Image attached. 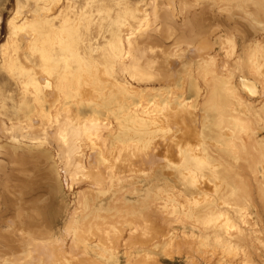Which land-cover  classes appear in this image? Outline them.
Returning a JSON list of instances; mask_svg holds the SVG:
<instances>
[{"label":"bare ground","instance_id":"bare-ground-1","mask_svg":"<svg viewBox=\"0 0 264 264\" xmlns=\"http://www.w3.org/2000/svg\"><path fill=\"white\" fill-rule=\"evenodd\" d=\"M14 1L0 45V264H69L74 255L79 257L74 249L90 264H99L98 256L104 255L78 246L75 237L63 245L43 215L37 217L35 208L42 209L44 194L55 193L60 174L70 178V186L82 177L77 193L83 210L72 216L74 223L80 219L90 224L111 209L119 216L124 209L137 217L144 210L157 212L168 224L171 214L198 210L192 225L216 230V243L218 230L223 231L222 244L236 248L234 252L241 248L247 256L243 264H255L247 247L250 242L258 250L260 240L235 219L247 223L244 211L254 209L252 190L264 209V168H259L264 138H257L245 112L239 115L222 98L224 92L237 97L244 111H258L232 86L238 66H230L228 58L216 68L212 49L213 38L220 42V28L229 34L223 43L234 54L235 31L220 20L223 11H228V21H235L232 6L248 1L261 6L264 0H218L224 5L216 14L193 11L179 22L174 18L177 7L164 8L160 0L156 13L169 20L164 29L170 35L178 32L175 40L179 34L205 35L200 49L185 56L153 33V0H135L124 10L118 0ZM185 9L180 3L177 11L183 14ZM259 11L254 7L247 23L238 16L241 26L253 30L251 35L241 32L247 36L246 54L253 58L249 67L258 81L264 76L258 55L264 54V13ZM125 23L133 29L127 37L121 30ZM192 58L197 66L189 73L196 75L195 82L179 74L182 62ZM125 76L133 84L118 80ZM151 82L159 86L146 87ZM187 91L200 98L198 104L187 101ZM251 93L263 97L257 89ZM134 165L147 174L144 185L131 175ZM168 225L164 236L169 241L180 233L195 238L193 231ZM209 236L200 233L196 238L206 242Z\"/></svg>","mask_w":264,"mask_h":264},{"label":"rangeland","instance_id":"rangeland-1","mask_svg":"<svg viewBox=\"0 0 264 264\" xmlns=\"http://www.w3.org/2000/svg\"><path fill=\"white\" fill-rule=\"evenodd\" d=\"M159 1L160 0H153V4L149 5L154 8V11H152L153 13L150 14L149 19L152 27H154L152 30L155 29L153 33L158 36V39L160 40L161 38V42H163L165 45H169V47H172V50H175L174 53L179 52L183 56H185L187 53L193 52L195 49H200V46L202 45V41L204 39L203 37L205 35L197 36L192 34L191 32V34H183L184 36L179 34L181 38L180 36H178L179 40H175V37L177 38L178 32L170 35L169 32L164 29L166 27L167 21L169 20L165 22L164 19H161V16L157 15V9H155V6ZM118 3L121 4L122 10H124L131 4H134L135 0H118ZM163 3L164 6L166 5V7L163 6L164 8H167V6L169 7L171 5L174 8H178L180 3L186 4V9L183 14L180 13L181 15L178 13L177 8L173 9L175 12L174 18H177V22L180 21L181 17L184 18L185 16L191 15L193 11L197 13L200 12L202 14L211 11L213 12V14H216L219 11L218 6L222 7L224 5L222 4L224 3V1L218 0H164ZM80 4L81 2L77 5L79 6ZM232 7H234L233 12L235 14L234 19L236 23L235 21H228V19L226 18V14L228 11L222 12L220 20L223 19L222 22H224V26H226L227 23L232 24V28L234 29L233 31H235L232 33V37H234V54H232L230 50L226 48V44L223 43L227 38L226 34L228 33H225V31L221 30L220 28L217 33V35L220 36V42L213 38L214 45L212 53H215L218 59L216 68L220 69V66L226 61V59L228 60V58L230 59V66H238V69L234 71L232 86L235 87L234 90H237L240 93L245 102L253 106L254 111H258L253 113L252 111H249L250 109L247 108V111H244V108L238 104L236 100L237 97L230 98V96H228V94L224 92H221V95L222 98H224L228 103H232L233 107L239 112V115H242V112L246 113L248 122L250 121L254 124V131L256 132L257 138L262 139L264 138V76L262 80L258 81L254 79V74H251L249 66L253 58L249 59L247 57L245 47L248 45V40L243 41V37L247 38V36H244L242 34L241 29L244 33H249V35L253 34V30H249L244 23L241 26L239 24L240 20L238 19V16L245 17L247 20L245 21V23H247L249 22V19H251L249 15H252V9L255 7L257 9H261V11L259 12L264 13V5H254L253 2L248 1L245 3H238ZM14 8V0H0V45H3V43L5 42L6 22L8 19H10ZM225 8L226 10H230V7L228 5H225ZM206 18L208 17L206 16ZM214 18H216V15L214 16ZM147 24L148 22H146L145 26H147ZM196 25L201 24L196 23ZM126 29L127 25L125 23L121 27L124 37H127L133 33V29L128 28L129 30L127 29V31ZM156 30H160L162 32H156ZM172 39H174L175 42H172ZM258 55L262 58V60L261 58L259 59L263 62L259 70L261 71L260 73H264V54L263 52H258ZM237 60H239V62L241 63L240 66L234 64L237 63ZM196 66L197 62L194 58H192V61L190 63H187V61H183L179 73L181 79H187L189 76L188 80H193V82H195V79L193 77H196V75L193 76L192 74L196 70ZM190 70L192 74L189 73ZM221 73L225 74V76L227 74L224 70H221ZM0 75H2V68H0ZM238 79L239 81H237ZM118 80L126 84L132 83L130 78L127 76L121 78L118 77ZM225 81L228 82V80ZM195 84L193 85L194 87ZM158 86L159 85L154 82L146 85V87L149 88H156ZM160 87L163 86L161 85ZM252 88L257 89V91L261 92L263 94V97H260V93L252 94ZM187 95H189L187 101L190 102V104H198L200 100L199 97L195 98L194 95L188 94V91L185 93L186 97ZM226 109L229 110L228 108ZM255 114H258L257 118H255ZM230 116L231 115L229 114L228 120L230 122H233V119ZM226 122L227 121L225 119V123ZM113 124L115 125L114 121ZM256 129L258 130L256 131ZM217 144H220V142H218ZM137 152L140 153L139 150L136 151V153ZM133 160L137 159L134 158ZM214 163V160H209V164ZM262 166L264 168V164L259 163V168H262ZM220 167L223 166L220 165ZM133 169L134 171L131 175L136 177L137 181L140 182L141 185H144V181L142 178L146 177L147 174L142 173L141 168H138V166L136 167V165L133 166ZM70 182L71 180L69 177L63 179L60 174V176L58 177L57 189L55 193L52 192L44 194V197L41 198L43 201H40L43 202L42 209L35 208L40 211L37 217L39 218L41 215H43L42 219L45 220L44 224L49 225V228L54 234V237L58 238L59 242L63 241V245H65L67 242H70V238L75 237L77 239L78 246H87L90 251L91 248H93L95 253L104 255L98 256L97 259L99 264H243L245 263V260H247V256L242 254L241 248H238V251L234 252V250H237L236 248L234 249L233 247L229 246L228 248L225 243L222 244L223 241L225 242V239L223 237H226V234H224L223 231L218 230L221 237L217 232V240L219 239L218 241H220V238H222V241H220V243L217 241L216 243V239H214L216 236V230L214 231L215 233L213 232L212 228H208L207 231V229L201 228V224H197L195 222L194 224L196 226L194 224L192 225L193 221L191 219L198 210L189 212L186 210H182V214H180V216L171 214L170 217H172L173 219L168 216V220H171V222L169 221L168 224L173 225L175 228H177L178 231L182 230L183 228L188 233L190 231H193L195 235V238H186L182 233H180L171 241H169L167 237L164 236L165 229L169 228V225L166 223V219L161 217L160 214H155L157 212L154 213L149 211L148 213L147 210H144L142 214L137 217L135 216V214H132L129 211L125 213L124 209L120 210V214L118 216L117 214H115L114 209H111L108 213L101 214V219H92L90 221V224H88V222L81 221L80 219L77 223H74L72 221V216L75 217L77 214L81 216L83 210V198L81 197V194L77 193L79 186L82 184V177L78 175L74 180H72V186H70ZM252 194V198L254 200V209L249 207L248 210L244 211L247 223L243 225L241 221L236 217L235 222L238 224V226H241V229H247L249 231L251 227V233L253 234V236H256V238L258 237V240H260V244L258 243V245L256 246V248L259 246V249L257 248L258 250L256 251L255 248H253V245H251V243L249 242L250 248L248 249L247 247V251L250 252L249 261L252 263L254 262L255 264H264V209L261 206V201L257 199L253 190ZM262 202L264 205V199L262 200ZM110 207H113V205H111ZM255 209L259 210L258 215H256L254 211ZM28 210L29 207L26 208V211ZM191 226H193L194 228H192ZM203 232L208 236L211 235L213 238L210 236L205 238L206 242L205 240H199L198 238H196V236L200 233L204 234ZM213 234H215V236ZM59 242H57L56 240L55 243ZM220 244H222V246L224 244L225 245L224 247H220ZM78 246L76 247L81 248ZM222 248L226 250L222 251ZM74 250L77 251L79 257L74 255L72 258L76 259L70 260L69 264L92 263V261L88 262L78 252L77 249ZM243 258L244 262H242Z\"/></svg>","mask_w":264,"mask_h":264}]
</instances>
